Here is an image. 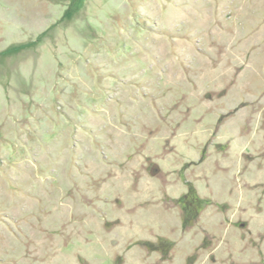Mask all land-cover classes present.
I'll use <instances>...</instances> for the list:
<instances>
[{
    "label": "rangeland",
    "instance_id": "374dc122",
    "mask_svg": "<svg viewBox=\"0 0 264 264\" xmlns=\"http://www.w3.org/2000/svg\"><path fill=\"white\" fill-rule=\"evenodd\" d=\"M0 264H264V0H0Z\"/></svg>",
    "mask_w": 264,
    "mask_h": 264
},
{
    "label": "flooded vegetation",
    "instance_id": "af4514ba",
    "mask_svg": "<svg viewBox=\"0 0 264 264\" xmlns=\"http://www.w3.org/2000/svg\"><path fill=\"white\" fill-rule=\"evenodd\" d=\"M193 202H194V199H191V203H192V204H190V206L193 205ZM194 203H195V202H194Z\"/></svg>",
    "mask_w": 264,
    "mask_h": 264
}]
</instances>
